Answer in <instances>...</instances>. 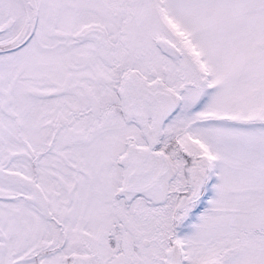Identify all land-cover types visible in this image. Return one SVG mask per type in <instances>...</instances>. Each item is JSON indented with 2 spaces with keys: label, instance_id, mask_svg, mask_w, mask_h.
I'll return each instance as SVG.
<instances>
[{
  "label": "snow or ice",
  "instance_id": "6c2138e0",
  "mask_svg": "<svg viewBox=\"0 0 264 264\" xmlns=\"http://www.w3.org/2000/svg\"><path fill=\"white\" fill-rule=\"evenodd\" d=\"M0 264H264V0H0Z\"/></svg>",
  "mask_w": 264,
  "mask_h": 264
}]
</instances>
